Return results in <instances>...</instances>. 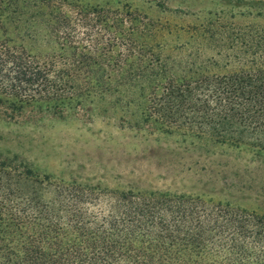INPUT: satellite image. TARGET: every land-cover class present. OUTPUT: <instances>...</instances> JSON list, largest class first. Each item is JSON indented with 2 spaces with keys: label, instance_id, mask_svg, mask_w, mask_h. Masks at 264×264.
<instances>
[{
  "label": "trees",
  "instance_id": "16d2710c",
  "mask_svg": "<svg viewBox=\"0 0 264 264\" xmlns=\"http://www.w3.org/2000/svg\"><path fill=\"white\" fill-rule=\"evenodd\" d=\"M244 3L264 18V0ZM155 25L128 2L0 0V105L115 96L159 129L264 153V24L234 28L221 73L220 53L195 68L164 55ZM0 264H264V216L183 193L55 182L0 157Z\"/></svg>",
  "mask_w": 264,
  "mask_h": 264
},
{
  "label": "rangeland",
  "instance_id": "374dc122",
  "mask_svg": "<svg viewBox=\"0 0 264 264\" xmlns=\"http://www.w3.org/2000/svg\"><path fill=\"white\" fill-rule=\"evenodd\" d=\"M113 1L147 14L168 57L195 68V61L220 53V66L213 69L219 73L231 54L227 47L236 37L234 28L264 24V18L253 17L257 4L235 0H165V8ZM115 98L95 95L78 104L31 105L18 112L0 105V157L55 182L183 193L264 216L263 152L222 145L183 128L159 129L143 122L138 102Z\"/></svg>",
  "mask_w": 264,
  "mask_h": 264
}]
</instances>
